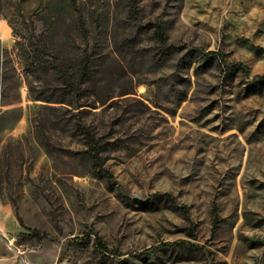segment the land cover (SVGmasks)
Wrapping results in <instances>:
<instances>
[{
  "label": "rangeland",
  "instance_id": "1",
  "mask_svg": "<svg viewBox=\"0 0 264 264\" xmlns=\"http://www.w3.org/2000/svg\"><path fill=\"white\" fill-rule=\"evenodd\" d=\"M0 264H264V0H0Z\"/></svg>",
  "mask_w": 264,
  "mask_h": 264
},
{
  "label": "trees",
  "instance_id": "2",
  "mask_svg": "<svg viewBox=\"0 0 264 264\" xmlns=\"http://www.w3.org/2000/svg\"><path fill=\"white\" fill-rule=\"evenodd\" d=\"M79 32L81 34L82 39L87 42L88 34L86 24L85 21L81 18L79 19ZM155 38L161 45H166L167 38L164 33L163 27L160 24L155 26ZM53 59L54 61L52 62L50 69L59 76L62 83L67 88L72 91L79 90L83 86L84 81L88 77L92 67L91 56L89 55L87 50L83 51L82 58L75 68H69L68 66H65L64 64L58 62L56 57H54ZM241 67L242 66H240L239 64H229L226 66V71L230 74L237 73L238 71H240ZM90 155L93 161L95 163H98L99 152L93 146L90 149ZM181 210L184 214H187L186 209L184 207H182ZM20 224L23 225L21 221ZM34 235L35 237H38L37 234ZM98 243L100 247H103L100 242Z\"/></svg>",
  "mask_w": 264,
  "mask_h": 264
}]
</instances>
